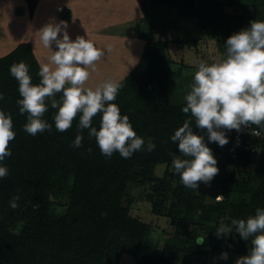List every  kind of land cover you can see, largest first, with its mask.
I'll list each match as a JSON object with an SVG mask.
<instances>
[{
	"label": "trees",
	"instance_id": "1",
	"mask_svg": "<svg viewBox=\"0 0 264 264\" xmlns=\"http://www.w3.org/2000/svg\"><path fill=\"white\" fill-rule=\"evenodd\" d=\"M23 1L31 15L39 0ZM134 1L145 19L153 18L152 11L157 7H173L181 20L189 25L195 23L202 35H194L186 27L191 31L187 39L156 40L155 21L148 23L139 59L118 81L122 87L112 102L118 105L122 116L129 117L133 130L145 141L141 150L130 158H122L118 152L111 157L102 155L95 138L88 136V130L78 131L79 114L70 129L58 132L54 123L57 109H52L50 104L42 119L51 125V131L35 136L26 133L27 114H20L18 82L11 76L10 67L25 62L32 83L38 84L40 65L28 43H19L0 56V94L4 96L0 111L11 115L16 133L9 142L11 156L0 162V166L9 169V174L0 178V264H113L123 255L132 257L135 264H182L181 257L211 249L234 255L249 254L251 237L243 240L235 230L218 237L216 230L221 219L230 224L232 219H247L255 215L257 208H264L263 166L249 174L253 184L247 182L243 189L236 186L234 171L224 170L225 167L237 169L254 159L264 163V137L252 141L260 148L258 154L239 152L235 160L229 156L228 138L229 143L223 147L209 142L207 131L196 129L191 114L183 113L186 103L170 101L169 81L194 75L197 66L184 64L181 57L179 66L173 68L177 61L171 57L169 47H174L173 54L176 49L192 47L198 53L196 46L207 39L225 46L236 28L250 27L254 20L264 21L263 8L255 0H229L243 5L240 14L229 22L210 0ZM251 7L255 11H250ZM61 97L62 93L56 94V99ZM101 116L98 113L92 120L97 130ZM185 120L191 121L194 133L204 136L214 157L224 158L221 173L228 178L220 183L216 175L212 183L233 189L221 201L216 197L222 195H213L207 202L200 191L204 183L192 190L182 184L179 175L171 186L170 166L176 156L185 158L171 137ZM254 126L264 133V125ZM78 134L84 138L82 146L76 148L73 143ZM150 144L155 145L151 151ZM161 164L166 165L165 177L155 180L153 169ZM146 182L157 183L152 212L168 217L175 224L173 237L161 249L150 240L149 226L129 214L133 199L127 193L128 186ZM14 196L20 197L16 209L9 203ZM53 204L61 210H54ZM198 238H204V242L197 244Z\"/></svg>",
	"mask_w": 264,
	"mask_h": 264
},
{
	"label": "clouds",
	"instance_id": "2",
	"mask_svg": "<svg viewBox=\"0 0 264 264\" xmlns=\"http://www.w3.org/2000/svg\"><path fill=\"white\" fill-rule=\"evenodd\" d=\"M66 29L67 24L60 21L48 23L38 31L41 44L52 53L50 62L40 65L38 84L32 83L25 62L10 67L11 76L18 82L20 114H27L24 131L32 136L51 131V125L42 119L50 104L52 109H57L54 123L58 132L70 129L79 114L78 131L87 129L102 155L111 157L118 152L122 158H130L141 150L145 141L137 136L129 117L122 116L118 105L112 103L122 84L109 79L95 88L86 86L89 69L94 70L105 53L84 37L71 40ZM53 43L57 48L54 52L51 51ZM225 46L224 58L211 65L196 62L194 82L185 96L186 106L182 108L183 113H190L194 118L195 128L206 130L208 141L220 147L229 143L221 129L239 131L241 125H264V21L250 22V27L231 35ZM57 93H62L59 100ZM3 99L0 94V100ZM98 113H102L99 130L92 126ZM15 136L11 115L0 111V162L11 156L9 142ZM83 138L78 134L73 146L81 147ZM171 140L178 144L179 153L185 157L176 156L172 162L182 184L192 190H197L200 183L209 185L219 169L204 136L194 133L191 121L185 120ZM154 147L150 144L148 150ZM8 174L7 166H0V178ZM223 198L216 197L217 201ZM19 199L14 196L9 202L12 209L18 207ZM233 230L243 240L252 238L249 254L238 258L235 264H264V208H257L255 215L247 219H232L230 224L221 219L216 234L218 237L228 235ZM203 242L204 238L196 241L197 244ZM221 259L227 260L228 254L221 253Z\"/></svg>",
	"mask_w": 264,
	"mask_h": 264
},
{
	"label": "rangeland",
	"instance_id": "3",
	"mask_svg": "<svg viewBox=\"0 0 264 264\" xmlns=\"http://www.w3.org/2000/svg\"><path fill=\"white\" fill-rule=\"evenodd\" d=\"M105 1L107 2V0ZM128 1H130L132 5L135 2V1L133 2L132 0H125L124 5H130L128 4L129 3ZM210 1L212 4L216 6L217 9H221L220 13L225 14L226 16L224 19H227L229 22H232L233 17L240 14L241 7H243L242 4H239V1H232V2L229 0H210ZM240 2L242 3V1ZM255 2L257 3V5L262 6L263 13H264V0H255ZM99 7H101V9ZM99 7H97L96 10L94 11V15H98L102 11V6H99ZM249 10L252 12L255 11L254 8L252 7ZM152 17L154 19L153 18L145 19L140 13V17L136 18V20H133V22L131 23L133 25L130 26V28H127L124 30L123 27L122 28L118 27L120 26L119 24L117 26L118 27L117 29L119 32L124 30L122 31L123 34H126L124 32H126L127 30L133 29L134 33L136 34V37L141 39V43L143 44L146 39V35L144 31L148 29L147 27H149L148 23L150 21H155L154 24L156 25V28L154 29V31L156 32L155 34L156 40L161 39V38L167 41L174 40V39H180V40L187 39L189 38L191 31L186 29V27H189L190 29H192V32H194V35L195 34L198 36L202 35L201 30H198L195 28V23H193L194 25L192 24L189 25V23H187L185 20L183 19L181 20L177 16L176 11L173 7L172 8L171 7H164V8L157 7L153 9ZM247 23L248 22H246V24ZM10 24H12V21L8 20L6 15L4 14L0 15V56H3L10 49V47L13 46V44L15 46L18 42L21 41L20 38L22 34L20 35V31L24 29V26L22 25L24 24V22H22L21 20H17L15 24H12V25ZM226 26H229V25L226 24ZM246 28H248L247 25H245V27H242V28L240 27L236 28L235 34L241 31L242 29H246ZM69 30L73 31V27L67 25L66 31L68 33H70ZM75 30H78V29L75 28ZM92 32L98 33L100 32V29L94 28ZM13 33L14 35H12ZM80 35L82 34L79 33L78 36ZM14 36L17 37L16 40L13 39L11 40V42L8 41V38L11 39V37L13 38ZM34 36L36 35L34 34ZM75 39L76 38L71 37V40L75 41ZM218 39L221 41L220 37ZM92 42L94 43L95 47L103 50L105 54L101 58L102 61L100 60L95 64L94 70L92 68L89 69L90 77H89V80L87 81L86 86L95 88L96 86L100 85L102 82L106 80L111 79L113 81L118 82V80L120 81L122 78H124L123 76L127 75L128 72L130 71L129 70L130 66L129 67L126 66L125 67L126 70L125 71L122 70L120 73L119 69H116L117 67H115L114 69L113 68L114 66H111V63L106 64L108 63V60H109V54L111 52H114L113 50L114 46L112 45L114 43H112V41L110 40L108 44L107 43L101 44L99 41V38L93 39ZM215 43H216L215 40L207 39L206 42L196 46V48H198V53H196L192 47L191 49H187V48L176 49V51L174 50L175 54H173L172 51L174 47L170 46L169 49L171 50L170 51L171 57L175 61H177V63H174L172 67L176 68L179 66L178 60L181 57H184V64L188 66H191V65L197 66L196 64L197 61H203L211 65V63L209 62H212L213 60L214 62H216L217 60L224 58L226 56V46L222 45V43H219V41H218V44H215ZM33 45L36 46V44L32 42V44H30L31 50H32ZM39 45L40 47H38V50L40 49L39 50L40 53L38 54L36 53L37 54L36 55L32 51V54L34 58L36 59V61L38 62V64L41 65V63L45 62V60L47 59V58H44L43 55L47 54L50 59L52 53L50 51L46 52L47 50L45 49L47 48L43 47L41 44ZM56 50H57L56 45H54L51 51L54 52ZM41 58H42V62H40ZM207 60H210V61H207ZM46 62H50V60H47ZM103 62L107 66H105L102 69L100 66ZM194 69H197V67ZM185 70L186 69H184L185 75H188L189 72H186L187 70L186 71ZM113 72H115V75L113 74ZM193 77L194 75L183 76V77L172 79L169 81L170 101L172 104L186 103L185 96L190 91V85H192L194 82ZM214 158L217 161V167L219 169V174L216 176L218 178L217 181H220V183H222V180L224 178L226 179L228 178V176L226 177L223 173H221L223 171L222 167L224 164V158L220 155H216ZM259 166L264 167V163H261L259 159H254L249 164L247 163L243 164L239 166L237 169H234L233 167H225L224 170L227 173L234 171V179L238 183V185L236 186H239V189L240 188L243 189L245 183L248 182L250 184H253V180L249 177V174L252 175L255 169H257ZM165 168H166L165 164L155 166L153 169L152 177L155 180L164 178ZM170 175L172 176L171 179L173 180V183L171 184V186H174L178 174L174 170L173 163L170 166ZM155 185H157L156 182H146L144 184H132L128 186L127 193L133 199V203L131 204L130 209H129L130 216L149 226L150 240L152 241V243H154L157 249H161L163 245L166 243V241L173 237L175 224L168 217L162 214H154L152 212V200H153ZM222 185L223 184H219V183L214 185V183H212L211 181L209 185H205L204 187L200 189V191H202L204 196L207 198V202L211 201L213 195L214 196L215 195L224 196V194L231 195L232 194L231 189H233V187L227 189L226 187H223ZM234 189L237 190L236 188ZM53 208L56 211L61 210V208L58 207L57 204H53ZM226 253L228 254L227 260L221 259V250L219 249H211L203 254L201 253L200 254H187L181 257V263L182 264H235L238 258L248 255V253L235 254V255L228 253V252ZM113 264H135V262L132 257L123 255L120 257L118 261L114 260Z\"/></svg>",
	"mask_w": 264,
	"mask_h": 264
},
{
	"label": "crops",
	"instance_id": "4",
	"mask_svg": "<svg viewBox=\"0 0 264 264\" xmlns=\"http://www.w3.org/2000/svg\"><path fill=\"white\" fill-rule=\"evenodd\" d=\"M132 1L134 2V0ZM128 2L130 5H124L125 0H107V2L105 0H39L30 15L23 0H0V15H6L8 20L12 21V24H15L17 20L24 22L22 24L24 29L20 31V35L22 34L21 41L17 44L28 43L30 45L34 42L36 46H32V51L35 54L40 53L38 47H40L39 44L41 42L38 31L48 23L58 24L60 21H64L67 25L73 27V31L69 30L70 33L67 32L70 39L71 37L76 38L80 33L82 34L80 36L91 41L99 38L101 44H108L111 40L114 43L112 44L114 52L109 54L110 61L108 60L106 64L111 63V66H114V69L117 67L116 69H119L121 73L122 70H126V66H130L129 70L133 68L139 59L143 47L141 39L136 37L133 29L124 32L126 34L122 32L133 25L131 24L133 20L140 17V11L136 3L134 2L132 5L130 1ZM99 6H102V11L100 14L94 15V11ZM99 8L101 9V7ZM64 17L67 18L64 19ZM119 24L120 26H118ZM117 26L119 28L123 27L124 30L119 32ZM93 27L99 28L100 32H92ZM75 28L78 30H75ZM16 38V36L11 37V39L8 38V41L11 42V40H16ZM54 45L55 43L51 46V50ZM15 46L13 44V46L9 47L13 49ZM45 50H47L46 52L49 51L48 49ZM43 57L47 58L45 62L50 60L47 54L43 55ZM40 62H42V58ZM105 66L107 65L103 62L100 67L103 69ZM113 74L115 75V72Z\"/></svg>",
	"mask_w": 264,
	"mask_h": 264
},
{
	"label": "built area",
	"instance_id": "5",
	"mask_svg": "<svg viewBox=\"0 0 264 264\" xmlns=\"http://www.w3.org/2000/svg\"><path fill=\"white\" fill-rule=\"evenodd\" d=\"M221 131H225L226 137L230 140L228 146L230 158L235 160L239 152L255 154L260 152V148L253 144L252 141L257 138H263L264 133L254 125H241L239 131L225 129H221ZM257 131L260 132V135H255Z\"/></svg>",
	"mask_w": 264,
	"mask_h": 264
}]
</instances>
